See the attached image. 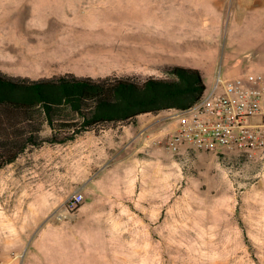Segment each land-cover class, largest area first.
<instances>
[{"label": "rangeland", "instance_id": "obj_1", "mask_svg": "<svg viewBox=\"0 0 264 264\" xmlns=\"http://www.w3.org/2000/svg\"><path fill=\"white\" fill-rule=\"evenodd\" d=\"M83 5L87 3L65 6L63 26L56 29L57 20L49 23V30L73 36L87 30L79 24L89 17L107 18V8ZM178 13L196 17L188 26L191 30L202 25V15L191 6H180ZM202 27L213 38L218 32L220 39L221 57L204 71L209 80L218 72L225 75L231 36L228 19ZM205 43L191 37L192 47ZM237 58L241 71L258 66L264 73V54ZM0 71L45 76L95 72L69 71L61 65ZM154 115L155 129L169 114ZM127 129L124 124L37 147L0 168V255L5 261L264 264V158L237 155L236 149L224 146L209 151L182 148L174 154L151 141L142 144L138 130ZM120 140L123 146L114 145ZM78 186L83 198L71 210L66 200Z\"/></svg>", "mask_w": 264, "mask_h": 264}, {"label": "crops", "instance_id": "obj_2", "mask_svg": "<svg viewBox=\"0 0 264 264\" xmlns=\"http://www.w3.org/2000/svg\"><path fill=\"white\" fill-rule=\"evenodd\" d=\"M84 3L88 7L107 8V18L89 17L82 25L78 21L82 30H87L73 36L49 30L50 22L59 21L56 29L63 26L65 6ZM180 6H191L202 15V25L228 19L231 37L224 54L223 78L242 72L237 58L240 54H264V0H0V69L40 70L61 65L69 71H95L94 74L71 72L78 76L160 77L163 67L181 66L199 70L206 89L210 88L215 78L205 80L204 71L209 63L221 57L219 34L213 38L214 34L204 31L202 25L193 30L188 28L196 17L178 13ZM191 37L205 39L206 43L192 47ZM254 69L263 73L261 67ZM20 76L36 79L45 75ZM165 112L169 115L164 116L159 128L152 127L157 120L151 119L154 114L139 115L136 124H127L125 128L137 129L142 144L151 141L156 145L153 137L160 128L177 125V119L170 116L174 109ZM124 144L122 140L114 142V145ZM81 189L78 186L72 193L82 194Z\"/></svg>", "mask_w": 264, "mask_h": 264}, {"label": "trees", "instance_id": "obj_3", "mask_svg": "<svg viewBox=\"0 0 264 264\" xmlns=\"http://www.w3.org/2000/svg\"><path fill=\"white\" fill-rule=\"evenodd\" d=\"M161 72L160 77L65 72L33 79L0 71V168L45 144L136 124L142 114L186 110L206 90L197 69L172 66Z\"/></svg>", "mask_w": 264, "mask_h": 264}, {"label": "built area", "instance_id": "obj_4", "mask_svg": "<svg viewBox=\"0 0 264 264\" xmlns=\"http://www.w3.org/2000/svg\"><path fill=\"white\" fill-rule=\"evenodd\" d=\"M264 74L252 70L223 78L218 72L212 86L191 108L174 110L173 128H160L153 143L180 154L209 151L216 146L236 149L237 155L264 158ZM147 136V133H144ZM82 194L73 192L66 207L74 210ZM0 264H10L0 255Z\"/></svg>", "mask_w": 264, "mask_h": 264}]
</instances>
